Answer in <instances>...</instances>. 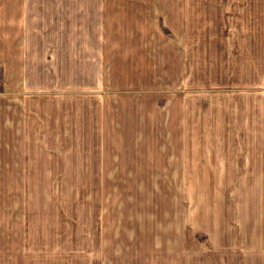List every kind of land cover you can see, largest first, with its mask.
<instances>
[{
    "label": "rangeland",
    "instance_id": "374dc122",
    "mask_svg": "<svg viewBox=\"0 0 264 264\" xmlns=\"http://www.w3.org/2000/svg\"><path fill=\"white\" fill-rule=\"evenodd\" d=\"M152 1L105 0L100 14L99 0H26L29 8L21 22L26 21L32 43L41 46L42 54L47 48L49 56L60 59L58 70L62 63L65 80L72 77V58H80L79 73L86 76L82 59L89 55L88 44L98 40L99 26L104 25L105 40L111 47L110 83L118 91L125 85V78L120 77L121 48L135 53L129 45L137 40L130 34L132 28L157 27V19L146 11ZM158 1V24L165 31L159 44L158 178L147 176L151 157L145 154L141 180L147 179L149 191L155 193L154 209L151 200L141 204L144 224L133 233L159 238V264H264V60L259 49L263 16L249 8L247 0H186L189 65L184 87L178 88L175 52L163 42L169 24H180L170 12L180 2ZM7 5L9 0H0L3 67L6 44L11 35L15 38V26L20 22L15 15L11 18ZM139 64L148 63L141 60ZM173 84L179 92L171 103ZM0 89H6L5 80L0 81ZM5 104L1 103L0 123ZM6 149L0 145V236L8 233ZM121 182L124 202L112 191L103 218L95 219V228L87 226V213H93L87 203L81 210H64L63 217L77 214L82 232L105 233L114 240L132 233L136 218L129 215L125 193L135 189L130 179L121 178ZM34 206L33 224L42 218V232H51V210L43 208L42 201ZM102 219L104 228L100 229ZM72 228L64 226L65 232ZM111 244L112 264H119L115 247L120 243Z\"/></svg>",
    "mask_w": 264,
    "mask_h": 264
},
{
    "label": "crops",
    "instance_id": "0c3cea01",
    "mask_svg": "<svg viewBox=\"0 0 264 264\" xmlns=\"http://www.w3.org/2000/svg\"><path fill=\"white\" fill-rule=\"evenodd\" d=\"M25 1L9 0L7 5L11 18L15 15L20 22L15 26V38L11 35L6 44L4 67L0 43V81H6V89H0V107L6 103L0 145L7 147L4 170L8 178V233L0 236V264H112L113 241L120 243L115 247L119 264H159V238L133 233L144 224L141 204L151 200L154 209L155 193L149 191L147 179L141 180L145 176V154L151 157L147 176L158 178L159 44L160 34L165 32L158 24L159 1L153 0L146 10L153 20L157 19V27L136 25L130 34L137 40L129 44L135 53H129L128 47L126 52L121 48L120 77L125 78V85L118 91H113L110 83L111 47L105 40L104 25L99 26L98 40L88 44L89 55L82 59L86 76L79 73L80 58H72V77L65 80L62 63L58 70L60 59L49 56L47 48L42 54L41 46L32 43L26 21L21 22L29 8ZM185 1L176 0L180 4L171 6L170 12L180 24H169L163 42L175 52L178 88L184 87L189 65L185 36L190 21ZM247 3L264 19V0ZM104 6L105 0H99L100 14ZM259 34L264 60V24L259 26ZM141 60L148 64L140 65ZM172 86L169 100L174 103L179 90ZM121 178L130 179L135 189L125 193L130 202L129 215L136 218L132 233L114 240L105 233L82 232L77 214L63 217L64 210H81L87 203V209L93 210L91 215L87 213V226L95 228V219L103 218L112 191L118 201L124 202ZM37 201L51 210V232H42V218L33 224ZM98 224L104 228L103 219ZM64 226L73 228L65 232Z\"/></svg>",
    "mask_w": 264,
    "mask_h": 264
}]
</instances>
